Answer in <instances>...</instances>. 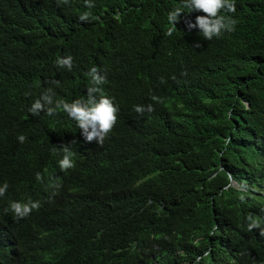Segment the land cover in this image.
<instances>
[{
  "label": "trees",
  "instance_id": "1",
  "mask_svg": "<svg viewBox=\"0 0 264 264\" xmlns=\"http://www.w3.org/2000/svg\"><path fill=\"white\" fill-rule=\"evenodd\" d=\"M56 1L0 0V180L29 173L18 194L51 203L17 231L0 227V264H264V239L248 230L249 217L264 224V0H235L234 13L220 12L235 30L211 40L187 29L204 14L187 10L165 35L182 0ZM85 12L90 20L80 21ZM68 56L71 71L56 63ZM93 67L105 77L96 98L119 108L113 137L63 173L45 160L30 190L70 122L62 108L37 120L28 109L48 88L55 104L87 101ZM150 102L157 109L134 112Z\"/></svg>",
  "mask_w": 264,
  "mask_h": 264
},
{
  "label": "clouds",
  "instance_id": "2",
  "mask_svg": "<svg viewBox=\"0 0 264 264\" xmlns=\"http://www.w3.org/2000/svg\"><path fill=\"white\" fill-rule=\"evenodd\" d=\"M69 3L71 0H66ZM88 7H92L90 0H85ZM63 0H57L56 5L61 6ZM187 10L188 12H202L203 15H197L195 22L191 20L186 21L188 30L198 29L200 35L206 39L211 40L214 37H220L224 32H232L235 30L236 21L231 17L220 15L223 10L225 12L234 13L236 11L235 0H182L181 7H176L169 11L167 21L170 25L165 35L172 36L177 29L176 25L181 14ZM80 21H89L90 15L85 12L79 16ZM199 47V43L195 45ZM57 65L62 68H67L69 71L73 67V58L71 56L65 58H58ZM91 78V87L87 88V101L76 100L72 103L56 102L53 107V96L55 95L52 88H48L39 99H36L28 109L33 116L40 115L41 112H46L47 115L52 116L57 109L62 108L68 116L66 118L70 121L69 132L63 139L53 138L52 145L55 154L48 153L42 159V167L36 173V184L30 183V190L35 189L44 178V171L47 169L45 160L53 158L54 167L58 166L60 171L73 168L75 157L78 154L97 150L98 147L106 144L112 137L116 125L118 123L119 108L114 105L113 101L101 96L96 98V93L101 89L98 85L105 82V77L98 74V69L93 67L86 74ZM59 86V81H53ZM154 101L159 102L158 97L153 96ZM134 111L143 115L145 111L152 112L153 106L151 104L145 106L137 105ZM148 130H140L139 134L145 137L148 136ZM26 139L25 136L20 135L18 140L22 143ZM27 178H22L20 174L13 175V180L10 184L4 183L0 186V206L3 211L0 217V227L7 230L14 231L20 224L29 217L35 215H42L50 206L49 201L42 202L32 198H28L18 194V190L27 184ZM232 185H237L235 180L231 181ZM251 223L248 225V230L255 229L259 235L264 239V224L262 221L253 220L249 217ZM264 220V217H263Z\"/></svg>",
  "mask_w": 264,
  "mask_h": 264
},
{
  "label": "bare ground",
  "instance_id": "3",
  "mask_svg": "<svg viewBox=\"0 0 264 264\" xmlns=\"http://www.w3.org/2000/svg\"><path fill=\"white\" fill-rule=\"evenodd\" d=\"M37 1H38V0H37ZM40 1H41V0H40ZM39 3H40V2H38V4H39ZM34 4H35V3H34ZM41 4H42V3H41ZM31 6H33V5H31ZM34 6H35V5H34ZM34 6H33V7H34ZM36 6H37V5H36ZM40 6H42V5H40ZM30 8H31V7H30ZM34 8H36V7H34ZM37 8H38V7H37ZM41 8H42V7H41ZM39 9H40V8H39ZM36 10H37V9H36ZM40 10H41V9H40ZM5 12H7V11H5ZM30 12H31V14H32V10H31V9H30ZM28 13H29V11L27 12V14H28ZM6 14H7V13H6ZM11 14H12V13H11ZM13 14H14V13H13ZM13 14H12V15H13ZM15 14H16V13H15ZM15 14H14V15H15ZM29 15H30V14H29ZM21 16H22V15H21ZM5 17H7V16H5ZM10 17H11V16H10ZM14 17H15V16H14ZM18 17H19V15H18ZM25 17H26V16H25ZM25 17H24V18H25ZM32 17H33V16H32ZM19 19H20V18H19ZM22 19H23V16H22ZM25 19H27V18H25ZM29 19H30V18H29ZM29 19H28V20H29ZM28 20H27V21H28ZM31 20H33V19H31ZM6 21H7V20H6ZM23 21H24V19H23ZM29 21H30V20H29ZM194 80H195V79H194ZM1 82H2V81H1ZM193 82H194V81H193ZM190 83H191V82H190ZM187 84H188V83H187ZM187 84H186V85H187ZM188 85H189V84H188ZM190 85H191V84H190ZM165 91H166V90H165ZM165 91H163V92H165ZM168 91H169V90H168ZM170 91H171V90H170ZM170 91H169V92H170ZM18 92H19V91H18ZM161 92H162V90H161ZM173 92H174V91L172 90V93H173ZM23 93H24V92H23ZM170 93H171V92H170ZM172 93H171V94H172ZM176 93H177V92H176ZM24 94H25V93H24ZM125 94H126V93H125ZM167 94H168V93H167ZM26 95H27V94H26ZM28 95H29V94H28ZM142 95H143V94H142ZM142 95H140L139 97H141ZM155 95L157 96V94H155ZM160 95H161V94H160ZM164 95H166V94L164 93ZM168 95H169V94H168ZM172 95H173V94H172ZM172 95H170V96H172ZM23 96H24V95H23ZM145 96H146V95H145ZM145 96H143V97H145ZM156 96H155V97H156ZM20 97H21V96H20ZM27 97H28V96H27ZM36 97H37V96H36ZM97 97H98V96H97ZM135 97H136V96H135ZM137 97H138V96H137ZM157 97H158V96H157ZM32 98H33V97H32ZM98 98H99V97H98ZM120 98H121V97H120ZM125 98H127V97H125ZM147 98H148V97H147ZM150 98L152 99V97H150ZM159 98H160V97H159ZM159 98H158V99H159ZM166 98H169V96L166 97ZM29 99H30V98H29ZM55 99H56V98H55ZM163 99H164V98H163ZM32 100H33V99H32ZM58 100H59V99H58ZM123 100H124V99H123ZM127 100H128V99H127ZM127 100H126V101H127ZM132 100H133V99H132ZM132 100H131V102H133ZM137 100H138V99H136L135 102H136ZM142 100H143V99H142ZM164 100H166V99H164ZM21 101H22V98H21ZM24 101H25V100H24ZM34 101H35V100H34ZM129 101H130V100H129ZM145 101H146V100H144L143 102H145ZM149 101H150V99H149ZM161 101H162V100H161ZM166 101L168 102V99H167ZM166 101H165V102H166ZM169 101H170V100H169ZM56 102H57V101H56ZM62 102H63V101H62ZM117 102H118V101H117ZM139 102H141V101L139 100ZM151 102H152V101H151ZM151 102H150V103H151ZM159 102H160V101H159ZM24 103H26V101H25ZM53 103L55 104V101H53ZM118 103H120V102H118ZM122 103H124V102H122ZM141 103H142V102H141ZM147 103H148V102H147ZM150 103H149V104H150ZM168 103H169V102H168ZM30 104H31V103H30ZM54 104H53V105H54ZM138 104H139V103H138ZM149 104H148V105H149ZM152 104H153V103H151V105H152ZM156 104H157V103H156ZM156 104H155V105H156ZM159 104H160V103H159ZM165 104L168 105L167 103H165ZM165 104H163V105H165ZM20 105H21V104H20ZM115 105H116V103H115ZM140 105H141V104H140ZM143 105H144V104H143ZM143 105H141V106H143ZM166 105H165V106H166ZM5 106H6V105H5ZM5 106H4V107H5ZM8 106H9V105H8ZM12 106H13V105H12ZM21 106H22V105H21ZM21 106H20V107H21ZM29 106H30V105H29ZM54 106H55V105H54ZM130 107H131V106H130ZM132 107H133V106H132ZM157 107H158V106H157ZM166 107H167V106H166ZM169 107L171 108V106H169ZM21 108H22V107H21ZM25 108H26V107H25ZM123 108H124V106H123ZM153 108H155V107H153ZM2 109H3V108H2ZM6 109H7V108H6ZM10 109H11V108H10ZM10 109H8V110H10ZM120 109H121V108H120ZM124 109H126V108H124ZM131 109H132V108H131ZM133 109H134V108H133ZM155 109H157V108H155ZM8 110H7V111H8ZM21 110H22V109H21ZM59 110H62V109H59ZM126 110H127V109H126ZM129 110H130V109H129ZM153 110H154V109H153ZM2 111H3V110H2ZM18 111H19V110H18ZM23 111L26 112L27 110H23ZM120 111H122V110H120ZM127 111H128V110H127ZM156 111L158 112V110H156ZM156 111H155V112H156ZM125 112H126V111H125ZM125 112H124V114H126ZM134 112H135V111H134ZM162 112H163V114H164L165 111H162ZM2 113H5V112H2ZM6 113H8V112H6ZM13 113H14V112H13ZM21 113H22V112H21ZM27 113H28V112H27ZM45 113H46V112H45ZM119 113H120V112H119ZM121 113H122V112H121ZM127 113H128V112H127ZM129 113L132 114L131 111H130ZM165 113H166V112H165ZM11 114H12V113H11ZM18 114H19V113H18ZM28 114H29V113H28ZM134 114H135V113H133V115H134ZM143 114H144V113H143ZM145 114H146V113H145ZM145 114H144V115H145ZM155 114H156V113H155ZM159 114H160V112H159ZM163 114H162V115H163ZM14 115H16V113H14ZM14 115H13V116H14ZM122 115H123V114H122ZM135 115H137V114H135ZM160 115H161V114H160ZM165 115H166V114H165ZM168 115H169V114H168ZM9 116H10V115H9ZM20 116H21V115H20ZM24 116H26V115L24 114L23 117H24ZM39 116H42V115H39ZM131 116H132V115H131ZM154 116H155V115H154ZM169 116H170V115H169ZM17 117H18V116H17ZM23 117H22V118H23ZM27 117H28V115L26 116V118H27ZM34 117H35V116H34ZM36 117H37V116H36ZM36 117H35V118H36ZM119 117H120V115H119ZM122 117H124V116H122ZM122 117H121V118H122ZM158 117H159V116H158ZM160 117H161V116H160ZM160 117H159V118H160ZM166 117H168V116H166ZM26 118H23V119H26ZM29 118H30V117H29ZM37 118H38V117H37ZM37 118H36L35 120H37ZM121 118H120V119H121ZM128 118H129V117H128ZM128 118H126V119H128ZM142 118H143V117H142ZM145 118H147V117H145ZM151 118L154 119V117H152V116H151ZM10 119L13 120L12 118H10ZM18 119H19V117H18ZM31 119H32V117H31ZM118 119H119V118H118ZM122 119H123V118H122ZM130 119H132V118H130ZM157 119H158V118H157ZM164 119H165V118H164ZM11 120H10V121H11ZM19 120H21V119H19ZM27 120H28V119H27ZM33 120H34V119H33ZM35 120H34V121H35ZM38 120H39V119H38ZM135 120H136V119H135ZM139 120H140V119H139ZM143 120H144V119H143ZM158 120H159V119H158ZM14 121H16V120L14 119ZM25 121H26V120H25ZM28 121L30 122L31 120H28ZM34 121H33V122H34ZM66 121H67V120H66ZM124 121H125V120H124ZM126 121H127V120H126ZM128 121H129V119H128ZM136 121H137V120H136ZM136 121H133V122H136ZM140 121H141V120H140ZM148 121H149V120H148ZM11 122H12V124H13V121H11ZM16 122H19V121H16ZM35 122H37V121H35ZM63 122H64V121H63ZM69 122H70V121H69ZM133 122H132V123H133ZM142 122H143V121H142ZM144 122H145V121H144ZM154 122H156V121H154ZM7 123H8V122H7ZM7 123H6V124H7ZM21 123H22V122H21ZM25 123H26V122H25ZM66 123H67V122H65V124H66ZM137 123H138V122H137ZM151 123H152V125H153L152 119H151ZM151 123H150V124H151ZM158 123H160V120H159ZM6 124H5V125H6ZM22 124H23V123H22ZM133 124H134V123H133ZM139 124H140V123H139ZM147 124H148V123H147ZM150 124H149V125H150ZM10 125H11V124H10ZM19 125H20V123H19ZM35 125H37V123H36ZM137 125H138V124H137ZM141 125H142V124H141ZM6 126H7V125H6ZM12 126H13V125H12ZM24 126H25V125H24ZM38 126H40V123H39ZM123 126H124V124H123ZM138 126H139V125H138ZM144 126H145V125H144ZM144 126H143V128H144ZM155 126H156V124H155ZM157 126H158V125H157ZM159 126H160V125H159ZM9 127H10V126H9ZM13 127H15V126H13ZM35 127H36V126H35ZM127 127H128V126L126 125V129H127ZM146 127H147V126H146ZM153 127H154V125H153ZM7 128H8V127H7ZM11 128H12V127H11ZM17 128H18V127H17ZM22 128H23V127H22ZM64 128H65V125H64ZM64 128H63V129H64ZM130 128H131V127H129V129H130ZM136 128H138V127H136ZM150 128H151V127H150ZM2 129H3V128H2ZM36 129H37V127H36ZM38 129H39V128H38ZM63 129H62V130H63ZM126 129H124V130H126ZM129 129H128V130H129ZM134 129H135V127H134ZM145 129H146V128H145ZM147 129H148V128H147ZM152 129H153V128H152ZM152 129H151V130H152ZM156 129H158V127H157ZM0 130H1V128H0ZM6 130H7V129H6ZM11 130H13V129H11ZM32 130H33V129H32ZM128 130H127V132H128ZM15 131H16V130H15ZM15 131H14V132H15ZM35 131H36V130H35ZM132 131H134V130H132ZM139 131H140V129H139ZM156 131H157V130H156ZM3 132H4V130H3ZM9 132H10V131H9ZM16 132H17V131H16ZM18 132H19V131H18ZM22 132H23V131H22ZM27 132H28V131H27ZM29 132H30V131H29ZM124 132H125V131H124ZM135 132H136V131H135ZM137 132H138V131H137ZM154 132H155V131H154ZM5 133H6V132H5ZM24 133H25V135H26V132H25V131H24ZM34 133H35V132H34ZM128 133H129V132H128ZM130 133H131V132H130ZM132 133H133V132H132ZM28 134H30V133H28ZM65 134H66V133H65ZM134 134H135V136H137V134H139V133H137V134L134 133ZM1 135H2V133H1ZM10 135H11V134H10ZM10 135H9V136H10ZM14 135H15V134H14ZM17 135H19V134H17ZM20 135H21V134H20ZM35 135H36V134H35ZM127 135H128V134H127ZM139 135H140V134H139ZM12 136H13V135H12ZM23 136H24V135H23ZM29 136H34V134H33V135H29ZM129 136H130V135H129ZM132 136L134 137L133 134H132ZM4 137H6V136L4 135ZM13 137H14V136H13ZM18 137H19V136H18ZM27 137H28V136H27ZM112 137H113V136H112ZM124 137H128V136H124ZM139 137H142V136L140 135ZM0 138H2V137H0ZM7 138H8V137H7ZM32 138H33V137H32ZM128 138H129V137H128ZM142 138H143V137H142ZM8 139H9V138H8ZM13 139H15V137H14ZM30 139H31V138H30ZM30 139H29V140H30ZM133 139H134V138H133ZM133 139H132V140H133ZM137 139H138V137H137L135 140H137ZM1 140H3V139H1ZM15 140H16V139H15ZM17 140H18V138H17ZM17 140H16V141H17ZM26 140H27V139H26ZM110 140H111V139H110ZM110 140H109V141H110ZM117 140H118V139H117ZM122 140H123V139H122ZM125 140H127V139H125ZM125 140H124V141H125ZM130 140H131V139H130ZM6 141H8V140H6ZM11 141H12V138H11ZM24 141H25V140H24ZM109 141H108V142H109ZM118 141H119V140H118ZM124 141H123V142H124ZM128 141H129V139H128ZM133 141H134V140H133ZM141 141H142V139H141ZM0 142H2V141H0ZM12 142H14V141H12ZM12 142H10V143L12 144ZM18 142H19V141H18ZM108 142H107V143H108ZM112 142H113V141H112ZM112 142H111V143H112ZM116 142H117V141H116ZM129 142H130V141H129ZM134 142H135V141H134ZM139 142H140V141H139ZM8 143H9V142H8ZM16 143H17V142H16ZM22 143H23V142H22ZM113 143H114V142H113ZM113 143H112V144H113ZM136 143H137V141H136ZM1 144H2V143H1ZM3 144L6 145L5 142H4ZM14 144H15V143H14ZM20 144H21V143H20ZM20 144H19V145H20ZM117 144H118V143H117ZM119 144H120V142H119ZM128 144H129V143H127V145H128ZM133 144H134V143H133ZM138 144H139V143H138ZM140 144H141V143H140ZM12 145H13V144H12ZM106 145H107V144H106ZM108 145H109V144H108ZM115 145H116V144H115ZM3 146H4V145H3ZM7 146H8V145H7ZM113 146H114V145H113ZM116 146H117V145H116ZM120 146H121V144H120ZM129 146H130V145H129ZM132 146H134V145H132ZM135 146H140V145H137V144H136ZM1 147H2V145L0 146V148H1ZM8 147H9V146H8ZM106 147H107V146H106ZM125 147H126V146H125ZM5 148H7V147H5ZM11 148H12V147H11ZM117 148H118V147H117ZM127 148H128V147H127ZM130 148H132V147L130 146ZM118 149H119V148H118ZM0 150H1V149H0ZM10 150H11V149H10ZM18 150H19V149H18ZM49 150H50V149H49ZM52 150H53V149H52ZM111 150H112V149H111ZM119 150H120V149H119ZM122 150H123V149H122ZM126 150H127V149H126ZM6 151H7V150H6ZM13 151H14V150H13ZM20 151H21V150H20ZM113 151H115V150H113ZM130 151H131V150L128 151L129 154L131 153ZM7 152H9V151H7ZM53 152H54V151H52V153H53ZM121 152H122V151H121ZM121 152H120V154H121ZM123 152H125V151H123ZM0 153H2V152L0 151ZM3 153H4V152H3ZM11 153H12V152H11ZM48 153H49V152H48ZM48 153H47V154H48ZM109 153H110V152H109ZM112 153H113V152H112ZM114 153H115V152H114ZM116 153H117V152H116ZM13 154H14V153H13ZM118 154H119V153H118ZM124 154H125V153H124ZM129 154H128V155H129ZM6 155H7V153H6ZM14 155H15V154H14ZM122 155H123V153H122ZM126 155H127V154H126ZM126 155H125V156H126ZM128 155H127V157H129ZM9 156H10V155H8V157H9ZM24 156H25V155H24ZM13 157H14V156H13ZM13 157H12V159H13ZM15 158H16V157H15ZM37 159H38V158H37ZM8 160H9V159H8ZM41 160H42V159H41ZM9 161H10V160H9ZM48 161H49V160H48ZM11 162H12V161H11ZM27 162H28V161H27ZM23 164H24V163H23ZM28 164H29V162H28ZM33 164H34V163H33ZM48 164H49V162H48ZM29 165H30V164H29ZM52 168H53V167H52ZM15 171H16V169H15ZM46 171H47V169H46ZM25 172H26V171H25ZM25 172L22 173V175L27 173V172H26V173H25ZM14 173H16V172H14ZM30 173H31V172H30ZM32 173H33V172H32ZM34 173H35V172H34ZM52 173H53V172H52ZM13 175H14V174H13ZM13 175H12V176H13ZM29 175H30V174L28 173V177H29ZM23 176H24V175H23ZM25 176H26V175H25ZM23 178H24V177H23ZM34 178H35V177H34ZM67 178H69V177H67ZM86 178H87V177H86ZM4 179H5V178H4ZM7 179H8V178H7ZM8 180H9V179H8ZM69 180H71V179L69 178ZM87 180H89V179H87ZM91 180H92V179H91ZM75 181H76V180H75ZM80 181H81V180H80ZM93 181H94V180H93ZM1 182H2V180H0V183H1ZM9 182H10V181H9ZM46 182H47V181H46ZM2 183L4 184V182H2ZM7 183H8V181H7ZM43 183H44V182H43ZM100 184H101V183H100ZM1 185H2V184H1ZM84 185H85V184H84ZM2 186H3V185H2ZM102 187H103V186H102ZM104 187H105V186H104ZM33 190H34V189H33ZM92 204L94 205V203H92ZM104 206H105V205H104ZM95 207H96V206H95ZM99 208H100V207H99ZM99 208H98V209H99ZM16 231H17V230H16ZM46 232H48V231H46ZM9 233H10V232H9ZM12 233H13V232H12ZM44 233H45V231H44ZM53 233H54V232H53ZM2 235H3V234H2ZM6 235H9V234H6ZM59 235H60V234H59ZM111 235H112V234H111ZM10 236H11V234H10ZM60 236L62 237V236H65V235H60ZM4 237H5V235H4ZM66 237H67V236H66ZM74 238H75V237H74ZM63 239H64V238H63ZM65 239H66V238H65ZM79 239H80V238H79ZM61 240H62V239H60V241H61ZM71 240H72V239H71ZM77 240H78V239H77ZM85 240H86V239H85ZM0 241H1V240H0ZM8 241H9V240H8ZM66 241L68 242V240H66ZM75 241H76V239H75ZM75 241H74V242H75ZM55 242H56V241H55ZM58 242H59V241H58ZM61 242H62V241H61ZM71 242H72V241H71ZM71 242H70L69 244H71ZM85 242H86V241H85ZM5 243H6V242H5ZM72 243H73V242H72ZM81 243H84V241H83V242L81 241ZM7 244H8V242H7ZM59 244H60V243H59ZM59 244H58V245H59ZM65 244H66V243H65ZM76 244H77V243H76ZM76 244H75V245H76ZM78 244H79V242H78ZM72 245H74V244H72ZM75 245H74V246H75ZM81 245H82V244H80V246H81ZM70 246H71V245H70ZM77 246H79V245H77ZM82 246H83V245H82ZM68 247H69V246H68ZM61 249H63V248H61ZM72 249H73V248H72ZM17 250H19V249H17ZM67 250H68V249H67ZM79 250H80V247H79ZM79 250H78V253H79ZM144 250H145V249H144ZM81 251H82V249L80 250V252H81ZM153 251H154V250H153ZM153 251H152V252H153ZM144 252H145V251H144ZM148 252H149V250H148L146 253H147V254H150V253H148ZM73 253H75V252H73ZM76 253H77V252H76ZM81 253H82V252H81ZM81 253H80V254H81ZM138 253H141V251L138 252ZM152 254H154V253H151V255H152ZM78 255H79V254H78ZM83 255H84V254H83ZM95 255H97V254H95ZM142 255H143V252H142ZM74 256H75V255H74ZM79 256H80V255H79ZM92 256H93V255H92ZM148 256H149V255H148ZM77 257H78V256H77ZM84 257H85V256H84ZM86 257H87V256H86ZM97 257H98V255H97ZM81 258H82V257H81ZM89 258H90V257H89ZM95 259H99V257H98V258L95 257ZM79 260H80V259H79ZM85 260H86V258L84 259V262H85ZM92 260H94V259H92ZM100 260H102V258H101ZM98 261H99V260H98ZM105 261H106V259H105ZM90 262H91V261H90ZM96 262H97V261H96ZM85 263H86V262H85ZM92 263L95 264V262H93V261H92ZM97 263H98V262H97ZM97 263H96V264H97ZM99 263H100V261H99ZM104 263H105V262H104ZM87 264H88V263H87ZM100 264H102V263H100ZM106 264H107V263H106Z\"/></svg>",
  "mask_w": 264,
  "mask_h": 264
}]
</instances>
